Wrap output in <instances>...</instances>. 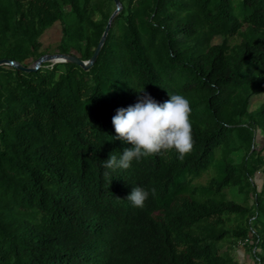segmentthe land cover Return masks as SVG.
Instances as JSON below:
<instances>
[{
  "label": "trees",
  "instance_id": "trees-1",
  "mask_svg": "<svg viewBox=\"0 0 264 264\" xmlns=\"http://www.w3.org/2000/svg\"><path fill=\"white\" fill-rule=\"evenodd\" d=\"M111 2L0 0V60H89ZM119 2L88 70L0 66V264H237L238 244L264 264V0ZM145 93L188 98L192 149L107 167L131 147L111 117ZM137 184L156 190L143 207L126 200Z\"/></svg>",
  "mask_w": 264,
  "mask_h": 264
},
{
  "label": "clouds",
  "instance_id": "clouds-1",
  "mask_svg": "<svg viewBox=\"0 0 264 264\" xmlns=\"http://www.w3.org/2000/svg\"><path fill=\"white\" fill-rule=\"evenodd\" d=\"M143 91V88L140 90ZM190 102L180 93L169 95V99L158 102L145 93L134 104L120 107L111 117L115 136L112 139L130 144L119 158L109 156L107 167L128 168L132 162L145 156L174 150L179 158L193 146ZM155 188L146 189L134 185L126 200L133 207H143Z\"/></svg>",
  "mask_w": 264,
  "mask_h": 264
},
{
  "label": "rangeland",
  "instance_id": "rangeland-1",
  "mask_svg": "<svg viewBox=\"0 0 264 264\" xmlns=\"http://www.w3.org/2000/svg\"><path fill=\"white\" fill-rule=\"evenodd\" d=\"M115 10V6L114 3H108L105 6V12L107 14H109V16L114 12ZM61 28L62 26L59 23L54 24L51 28L47 29L44 34L41 37V43H42V48L46 49V48H51L54 47L57 43L60 42L61 40ZM217 42V41H216ZM52 64V63H49ZM32 64H29V66H31ZM261 100V97H256L254 99H252V106L251 109L255 108L259 101ZM255 143L257 145V150H260L262 147V143H263V138L260 137L259 135L257 136ZM241 155L239 154L237 156V158H239ZM213 175V172L210 171L206 174H204L197 182L200 184H204L206 183L209 178H211ZM254 182L257 186L261 185V176L259 174H256L254 177ZM227 197L228 199L235 201L237 203H243V197L239 195V193L237 192V190L235 188L229 189L227 190ZM229 246V244H228ZM227 245H223L222 246V250H226ZM230 253L232 254L234 260L237 262V264H256L254 262V258L252 255V252L248 251V249H246L243 245L238 244L235 245L234 247H232L230 249Z\"/></svg>",
  "mask_w": 264,
  "mask_h": 264
},
{
  "label": "water",
  "instance_id": "water-1",
  "mask_svg": "<svg viewBox=\"0 0 264 264\" xmlns=\"http://www.w3.org/2000/svg\"><path fill=\"white\" fill-rule=\"evenodd\" d=\"M112 1L114 3L115 10L109 16L107 23H106V26L104 28V31L101 35L99 42H98V45H97L92 57L89 60L82 61L74 54L66 55V54L55 53V54H45V55L39 57L34 63H32L31 66H28V67H25V66L15 62V61L8 60V59L0 60V66H9V67H12L18 71H22V72H33V71H37L42 66V64H44V63H52V64L71 63V64H74V65L80 67L83 70H88L92 66V64L94 63L96 57L98 56L100 48H101L103 41L105 39V36L109 30L110 23H111L112 19L121 10V5H120L119 0H112ZM53 60H55V61H53Z\"/></svg>",
  "mask_w": 264,
  "mask_h": 264
},
{
  "label": "bare ground",
  "instance_id": "bare-ground-1",
  "mask_svg": "<svg viewBox=\"0 0 264 264\" xmlns=\"http://www.w3.org/2000/svg\"><path fill=\"white\" fill-rule=\"evenodd\" d=\"M53 61H55V60H53ZM53 61H52V62H53Z\"/></svg>",
  "mask_w": 264,
  "mask_h": 264
}]
</instances>
